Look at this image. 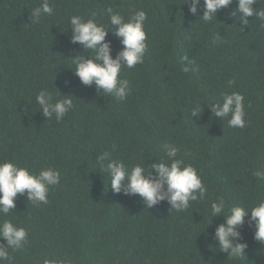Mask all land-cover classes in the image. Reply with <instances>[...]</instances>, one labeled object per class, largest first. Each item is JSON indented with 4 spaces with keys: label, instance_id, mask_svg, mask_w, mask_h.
I'll use <instances>...</instances> for the list:
<instances>
[{
    "label": "trees",
    "instance_id": "1",
    "mask_svg": "<svg viewBox=\"0 0 264 264\" xmlns=\"http://www.w3.org/2000/svg\"><path fill=\"white\" fill-rule=\"evenodd\" d=\"M48 2L53 14L32 23L43 0H0V161L60 173L46 204L18 194L16 207L0 214V222L27 232L23 247L9 248L0 264H264V244L254 239L248 216L240 227L244 255L220 251L213 234L224 217L211 216L210 208L220 197L249 207L264 200V21L250 16L242 25L238 13L231 15L236 0L209 22L201 18L203 0L196 14L185 0ZM108 7L126 19L147 13L148 50L142 64L121 71L131 89L124 100L84 85L72 61L90 53L71 42V16L95 18L111 30ZM252 7L264 10V0ZM105 39L115 58L120 39L111 31ZM42 89L72 99L62 120L39 110ZM234 91L243 96V128L229 127L207 105ZM197 104L199 118L190 113ZM164 143L179 149L177 158L195 167L207 188L205 199L184 211L166 200L147 208L138 195L114 192L97 162L109 152L129 169L151 171L167 159Z\"/></svg>",
    "mask_w": 264,
    "mask_h": 264
},
{
    "label": "clouds",
    "instance_id": "2",
    "mask_svg": "<svg viewBox=\"0 0 264 264\" xmlns=\"http://www.w3.org/2000/svg\"><path fill=\"white\" fill-rule=\"evenodd\" d=\"M232 3L233 0H203L204 11L201 18L206 22L213 21L217 18L219 10L227 8ZM256 3L257 0H236L237 7L231 15L236 16L238 13V20L242 25H248L250 16H256L264 21V10L252 7ZM183 4H187L188 10L196 14L201 0H185ZM52 14L53 8L48 0H43L39 7L32 10L30 19L32 23H39L43 15ZM106 15L111 30L98 24L95 18L71 16V42L81 44L84 50L90 53L88 57L78 54L72 58L74 72L84 85L90 86L94 83L98 92L113 96L117 100H124L131 89L129 81L121 78V71L125 67L131 69L137 64H142L148 50L144 27L147 13L144 10H137L126 19L112 7H108ZM261 26L264 27V23ZM109 31L113 32L123 45L115 58L111 55V42L105 39ZM219 41V36L213 40L214 43ZM182 70L190 71L187 66ZM232 83L229 81V84ZM36 103L47 119L54 115L57 121L62 120L73 108V101L69 95L54 99L52 92L46 89L38 92ZM207 105L210 106L212 115L227 117L229 127L245 126L243 96L240 93L235 91L230 94L223 93L222 100ZM190 113L199 118L202 113L201 105L197 104ZM163 149L167 159L152 164L151 171H146L139 164L129 169L124 162L113 159L109 152L98 155L97 162L101 170L110 177L109 183L114 192L123 191L125 195H138L147 208L166 200L171 209L184 211L189 208L191 201L204 200L207 188L196 168L177 158L179 149L175 145L164 143ZM256 175L261 174L257 172ZM59 182L60 173L54 168H43L36 173L12 161H0V214L7 215L16 207L15 198L18 194L25 195L34 204H46L49 189ZM210 208L211 216L224 217V222L215 228L213 234L220 251L233 258L244 255L248 245L241 240L240 227L244 224L246 216L249 218L250 226L253 224L255 226L254 239L264 244V200L249 207L226 204L225 199L220 197L211 203ZM0 237L6 241L0 243V261H4L9 259V248L16 250L23 247L27 240V232L24 227L16 226L11 220L4 219L0 222ZM43 264L65 262L45 259Z\"/></svg>",
    "mask_w": 264,
    "mask_h": 264
}]
</instances>
